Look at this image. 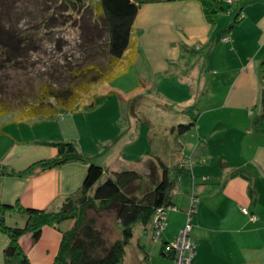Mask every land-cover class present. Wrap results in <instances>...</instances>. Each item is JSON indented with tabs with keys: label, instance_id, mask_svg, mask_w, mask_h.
Here are the masks:
<instances>
[{
	"label": "crops",
	"instance_id": "obj_1",
	"mask_svg": "<svg viewBox=\"0 0 264 264\" xmlns=\"http://www.w3.org/2000/svg\"><path fill=\"white\" fill-rule=\"evenodd\" d=\"M224 1L230 8L218 14L213 25L207 23L201 4L195 0L144 4L136 16L133 36L138 43L144 44L148 62L155 70H163V73L168 72V58L173 57V50L186 45L190 48L200 46L198 52H203L195 56L192 62H206L209 54V59L215 63L212 73L214 78L218 76L221 81L226 77L231 78L229 84L225 82L226 88L221 100L212 101L215 102L213 107L207 110L229 109L245 114V109L253 108L257 109L261 117L259 119L264 123V0ZM238 14L239 20L232 24ZM139 22L143 26L137 28ZM135 31L140 32L138 38ZM220 37H226L227 41H220ZM236 61H241L240 68L231 67ZM207 63L211 66L209 60ZM196 66L202 69L194 72L190 78L196 77L197 80L198 75L206 77L208 67ZM203 69L205 71L202 73ZM172 74L175 76L174 71ZM179 80L182 81L180 77ZM175 83L170 86L179 84ZM193 88L198 87L193 85ZM14 124L8 118L1 120L0 128L4 127L7 131L0 133V163L15 171L23 170L40 159L52 157L54 149L45 143L57 141H72L91 161L108 171L116 168L117 156L115 152H105V144L115 143L117 136L113 138L109 135L101 139L103 151L100 152L98 145L97 152L104 155H90L95 149L89 146L83 148L85 145L74 111L60 113L50 119H34L16 124L15 128ZM206 125L210 128L206 134L220 136L222 122L211 118L203 122V126ZM27 128L30 140L23 134ZM257 132L251 138L252 145L246 143L248 145L244 148L238 146L228 149L229 145L225 148L227 143L222 148V141L218 138L215 151L200 153L199 158L196 156L194 166L191 161V171L187 174V165L181 176L177 173L178 188L172 198L177 210L167 214L161 241L170 242L182 228L186 221L185 211L190 204L189 193H193L197 198L195 212L190 217L192 227L189 233L196 247L193 264H264V221L262 218L251 220L242 212V208H245L259 216V207L262 206L264 133L261 132L264 130L257 129ZM247 134L248 131H245ZM119 150L116 149V154ZM178 153L180 156L177 154L175 162L187 160L182 149ZM189 158L194 159L193 155ZM221 158L227 162V167L223 169L219 164ZM86 169L85 164L70 162L24 176H0V202H18L25 208L34 209L58 207L65 197L81 186ZM191 174L195 177L194 181ZM201 176H206L207 180L201 181ZM183 181H186L185 187ZM5 223L23 228L26 217L17 212H9L5 215ZM71 225L72 221L67 220L57 226H44L37 240H34L31 233H24L19 238V245L33 264H51L59 250L61 232ZM147 238L148 233L140 227L136 228L126 258L121 264H152L156 245H148ZM9 243L10 238L0 232V264H7L5 256ZM148 250L150 253H147ZM164 258L168 260H164L163 264H173L172 258Z\"/></svg>",
	"mask_w": 264,
	"mask_h": 264
},
{
	"label": "trees",
	"instance_id": "obj_2",
	"mask_svg": "<svg viewBox=\"0 0 264 264\" xmlns=\"http://www.w3.org/2000/svg\"><path fill=\"white\" fill-rule=\"evenodd\" d=\"M171 1L184 0H97L95 3L92 0H36L39 15L43 14V17L23 26L20 21L26 18H20L19 10L13 9L11 3L6 4L5 0H0V117L15 113L18 117L13 123L20 124L73 112L93 94L95 87L114 81L136 63L139 43L133 36V26L140 7L144 4ZM195 1L201 4L204 18L210 25L215 24L218 14L230 8L224 0ZM67 11L75 15L79 26L82 23V28H79L82 30L80 43L75 45L78 48L76 53L82 57V61L74 64L66 62L63 65L68 68V85L53 87L51 84H44L41 87L42 92L33 101L20 97L17 98L19 104L15 105L12 98L15 99L19 94L10 93L12 84L7 81L12 77L10 73L24 68L30 59V53L43 40L59 45L57 43L62 39L60 33L63 31L55 28H62L70 22L62 14ZM239 17L240 14L234 17L232 24L237 23ZM61 18L65 20L59 22ZM219 39L222 42L227 41L226 37ZM199 47L195 46V49L198 51ZM100 57L104 59L100 61ZM141 82L144 83V80ZM100 96L94 95L89 105L92 107ZM193 109L192 105L183 111L190 114V120L177 126L176 131H173L175 138L195 126L197 115L193 114ZM2 131L3 128H0V133ZM45 144L53 147L52 157L17 171L0 163V176H24L70 162L85 164L86 174L81 186L65 197L58 207L34 209L25 208L18 202H0V232L10 238L8 251L13 249L14 252L13 255H8L6 251L7 264H33L19 245L22 234L31 233L34 240H37L44 226H57L67 220H71L72 225L61 232L59 250L51 264H121L138 227L148 233L153 243L161 241L167 214L177 210L172 201L177 179L171 178L170 169L174 168L181 176L186 165L189 167L188 171H191V161L177 163L170 155V164H167L166 160L156 156L155 161L148 163L147 172L132 168L108 171L91 161L72 141ZM178 146L180 147L176 145L177 148L171 154L176 151L178 154L182 145ZM219 164L222 169L227 167L223 158L219 160ZM191 177L194 181L195 177L192 174ZM199 179L205 182L207 177L201 176ZM189 195L190 203L192 198L197 201L193 193ZM189 208L190 204L187 210ZM160 210L164 211L165 225L162 232L156 235L152 232V221ZM9 212L23 214L26 217L25 226L18 228L6 225L5 215ZM103 213L113 216L114 224L109 228L105 221L99 219ZM109 233L112 235L109 236ZM175 237L170 242L161 241L160 246L161 255L172 260L173 253L168 247Z\"/></svg>",
	"mask_w": 264,
	"mask_h": 264
},
{
	"label": "rangeland",
	"instance_id": "obj_3",
	"mask_svg": "<svg viewBox=\"0 0 264 264\" xmlns=\"http://www.w3.org/2000/svg\"><path fill=\"white\" fill-rule=\"evenodd\" d=\"M5 1L6 4L11 3L13 9L19 10L20 18H26L20 21L23 26L28 22H37L43 17V14L39 15L40 11H38L39 7L37 8L38 3L36 0ZM96 1L92 0L93 3ZM43 13L45 14V12ZM62 14L64 17H68L70 22L62 28H55L63 31V33H60L62 39L57 43L59 45L56 46L50 40H43L35 51L30 53L27 65L17 70L18 72L14 70L13 73H10L12 77L9 78L10 81L7 80L8 83L12 84L10 93L18 92L19 94L15 99L12 98L15 105L19 104L17 98L20 99V97L33 101L35 96L42 92L41 87L44 84H51L53 87L68 85L69 77L66 74L68 68L63 67V65L67 64L66 62L74 64L82 61V57L76 53L78 48L75 47L77 43H80V32L82 30L79 28H82V23L79 26V21H75L77 19L75 15L68 11ZM63 20L65 18L59 19V22H63ZM142 26L140 22L136 24L137 28ZM135 33L138 38L140 32L135 31ZM202 52H198L188 45L173 50V57L168 58V72L163 73V70L160 68L155 70L152 64L148 62L146 48L144 44H140L138 59L127 73L110 83L95 87L93 94L75 108L77 127L79 126L78 130H80L82 142L85 145L83 148L92 147L95 150L90 155L102 156L103 153L97 152V150L99 151L98 145H100V152L103 151L101 147H104V144H102L101 139L109 135L111 137L117 136L115 143L108 142L109 144H105L107 147L105 152L109 154L115 152L114 155L117 156L115 169L132 168L147 172L148 163L155 161L154 157L156 156L170 164L168 161L170 155L174 158L177 156V152L174 154H171V152L177 147L179 148L178 145H183L182 154L185 155V159L187 158L185 163L192 161L193 166L196 156L199 158L200 153L216 150L218 138L222 141V148L226 143L225 148L228 145L230 146L228 149L238 146L244 148L248 144L252 145L253 139L251 140V138L258 134L257 129L264 130V123L259 119L261 117L257 109H245V114L229 109L207 110L213 107L215 102L212 101L217 100L218 102V100H221L220 98L223 97L226 88L224 86L225 82L229 84L231 78L226 77L224 81H221L218 76L214 78L215 76L212 73L215 63L214 61L212 63L211 58L209 59V54L206 57V62H198V64L192 62L195 61L194 57ZM229 55L235 58L233 53ZM103 59L102 57L99 58L100 61ZM208 60L211 66L208 65ZM196 65L208 67L206 77L203 78V76L198 75L197 80L196 77L190 78L194 72L202 69ZM238 66L240 68L241 61L234 62L231 67ZM155 71L157 74H155ZM173 71L177 76L176 78L172 74ZM204 71L205 69L202 73ZM179 77L182 81L179 80ZM141 80H144V83ZM175 82H179V84L170 86ZM193 85H196L199 90L198 88L194 89ZM94 95L101 96L94 101L95 103L91 107L89 103ZM10 97H13V95L10 94ZM192 105L194 106L192 112L197 115L196 126L175 138L173 131H176L177 126L190 120V114L183 113V111L187 106ZM17 117L18 115L15 113L3 114L0 117V123L2 118H8L9 121L13 122L17 120ZM211 118L222 122L220 136L218 137H213L212 133L206 134V131L210 128L208 129L207 125L203 126V122ZM256 121L257 123H255ZM15 127L16 123L14 124ZM3 129L7 131L4 127ZM28 129L23 134L30 140L31 136H29ZM245 131H248L247 135H245ZM117 148H120L118 154H116ZM178 155L180 156V153ZM192 155L194 159L189 158ZM196 164H198V160ZM30 165L23 169L28 168ZM177 173L178 171L174 168L170 169L171 178L177 179ZM187 173L188 170L185 171V174ZM182 185L185 187L186 181H183ZM177 188L178 185L176 190ZM260 203L262 206L259 207V216L248 211L246 213L242 212L247 214L251 220H261L262 218L264 221V191ZM99 219L105 221L107 228L114 224L113 216L110 214L103 213ZM104 227L103 225V229ZM111 235L109 233V236ZM146 243L150 246L151 244L156 245L151 260L152 264H163L164 260H168L160 253L161 241L153 243L150 238H147ZM150 250L147 253H150Z\"/></svg>",
	"mask_w": 264,
	"mask_h": 264
},
{
	"label": "built area",
	"instance_id": "obj_4",
	"mask_svg": "<svg viewBox=\"0 0 264 264\" xmlns=\"http://www.w3.org/2000/svg\"><path fill=\"white\" fill-rule=\"evenodd\" d=\"M246 213V209H242ZM195 212V198L191 199L190 208L187 210V219L174 241L169 244V250L173 253V264H192L195 257V245L192 243L189 233L191 231L190 217ZM165 214L160 210L153 220V233L159 235L164 229Z\"/></svg>",
	"mask_w": 264,
	"mask_h": 264
},
{
	"label": "water",
	"instance_id": "obj_5",
	"mask_svg": "<svg viewBox=\"0 0 264 264\" xmlns=\"http://www.w3.org/2000/svg\"><path fill=\"white\" fill-rule=\"evenodd\" d=\"M8 255H13V249L8 252Z\"/></svg>",
	"mask_w": 264,
	"mask_h": 264
}]
</instances>
